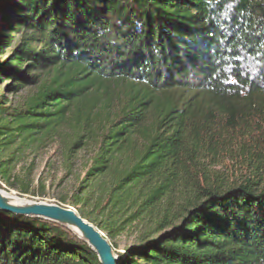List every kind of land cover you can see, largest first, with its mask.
I'll list each match as a JSON object with an SVG mask.
<instances>
[{
	"label": "trees",
	"instance_id": "obj_1",
	"mask_svg": "<svg viewBox=\"0 0 264 264\" xmlns=\"http://www.w3.org/2000/svg\"><path fill=\"white\" fill-rule=\"evenodd\" d=\"M0 188L118 264H264V0H0ZM0 264L100 261L0 209Z\"/></svg>",
	"mask_w": 264,
	"mask_h": 264
},
{
	"label": "water",
	"instance_id": "obj_2",
	"mask_svg": "<svg viewBox=\"0 0 264 264\" xmlns=\"http://www.w3.org/2000/svg\"><path fill=\"white\" fill-rule=\"evenodd\" d=\"M0 209L19 215L40 217L63 225L97 253L100 264H118L119 255L106 235L73 207L21 197L0 188Z\"/></svg>",
	"mask_w": 264,
	"mask_h": 264
},
{
	"label": "rangeland",
	"instance_id": "obj_3",
	"mask_svg": "<svg viewBox=\"0 0 264 264\" xmlns=\"http://www.w3.org/2000/svg\"><path fill=\"white\" fill-rule=\"evenodd\" d=\"M229 167H232V165L230 164ZM233 169H234V167L229 168L228 170H229V172H232V173H236V174L239 173L236 169H235V170H233ZM232 170H233V171H232ZM242 170H243V169H240V172H241ZM3 190H5V189H3ZM5 191H7V190H5ZM9 192H10V193L13 192V193L17 194L18 196H21V195H19L16 191H14V190L9 191ZM21 197H26V198H29V199L40 200V201H46V202H52V203H53V202H54V203H58V202L56 201V199L52 198V197L49 196V195L46 196V197H37V196H35V197H30V196H27V195H26V196H21ZM59 204H61V203H59ZM69 230H70V229H69ZM134 240H135L134 236H130V237L124 236V237L118 242V246H117V248H114L115 252L117 253V252H121V251H123L125 245L133 243Z\"/></svg>",
	"mask_w": 264,
	"mask_h": 264
},
{
	"label": "bare ground",
	"instance_id": "obj_4",
	"mask_svg": "<svg viewBox=\"0 0 264 264\" xmlns=\"http://www.w3.org/2000/svg\"><path fill=\"white\" fill-rule=\"evenodd\" d=\"M12 196H15V195H13V194H11Z\"/></svg>",
	"mask_w": 264,
	"mask_h": 264
}]
</instances>
